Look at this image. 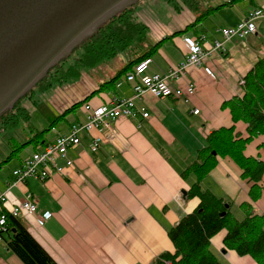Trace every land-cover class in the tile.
Returning a JSON list of instances; mask_svg holds the SVG:
<instances>
[{
	"label": "crops",
	"instance_id": "1",
	"mask_svg": "<svg viewBox=\"0 0 264 264\" xmlns=\"http://www.w3.org/2000/svg\"><path fill=\"white\" fill-rule=\"evenodd\" d=\"M209 2L208 5L217 7L227 0ZM263 7L264 0L226 6L215 12L213 18H208L211 20L194 27L198 33L187 31L166 39L151 56L149 74L167 73L185 62L188 56L185 38L200 39L207 51L215 41L224 44V50L213 52L200 67L190 68L172 83L175 88L195 85L192 99H156L147 95L143 106L150 118L137 114L118 120L112 133L95 130L82 134L81 146L68 153L74 167L63 175H55L48 181L30 178L16 186H13L16 182L13 172L4 178L1 176L0 195L4 201L0 203V216L32 194L39 214L49 213L52 218L43 225L24 214L20 219L57 264H151L164 252H173L169 230L194 212L201 202L197 197H188L196 182L188 169L199 160L213 131L234 125L224 103L243 95L240 83L264 57V19L256 21L257 33L243 40L226 42L221 30L236 27ZM194 21L190 12L178 14L170 29L165 34L156 33L155 38L171 36ZM151 38L150 33L148 39L152 41ZM157 38L150 44L161 40ZM206 70H210L212 76ZM123 77L80 106V111L66 124L54 127L36 146V151L54 142L59 135L68 134L73 125L87 123L85 105L100 107L114 99L131 97L133 86ZM99 88L95 86L93 90ZM195 110L199 113L194 114ZM234 126L242 138L248 137L245 123L238 122ZM99 136L103 143L92 153L91 139ZM263 142L264 136L253 140L246 148V156L264 161V149L260 147ZM22 163L23 160L18 161L14 170ZM59 164L64 165L62 161ZM242 174L232 159L218 158L217 167L201 186L231 202L233 212L240 219L246 216L242 205H249L256 214L264 215V190L253 200L252 183ZM226 234L223 230L211 240L221 262L258 264L250 256H239L227 249ZM0 264H24L8 249L5 240L0 243Z\"/></svg>",
	"mask_w": 264,
	"mask_h": 264
},
{
	"label": "trees",
	"instance_id": "2",
	"mask_svg": "<svg viewBox=\"0 0 264 264\" xmlns=\"http://www.w3.org/2000/svg\"><path fill=\"white\" fill-rule=\"evenodd\" d=\"M165 1L178 12L183 6L188 8L196 16L194 23L184 32L176 33L152 45L147 41L150 32L149 27L136 18L135 6L130 7V10L123 8L122 11H124L121 14L112 15L115 17L106 20L107 23L101 24L96 32L83 42L81 47L83 50L82 58L77 61L83 63L86 69H94L104 59L112 58L120 52H127V54L125 53L127 63L116 73L110 82L113 84L126 76L136 63L153 56L166 39L176 37L187 31H192V34L198 33L194 27L205 22L221 8L253 0H227L226 3L217 7L208 5L206 0ZM191 28L193 29L190 30ZM64 67V64H61L60 70H57L56 73H64ZM70 71L72 68H70L69 73ZM53 77L56 75L53 74ZM42 81L38 82V86ZM244 81L243 95L225 102L224 109H229L234 125L238 122L247 125L248 137L242 138L239 133H236L234 125L230 128L215 130L208 136L206 145L200 152L199 160L188 169V172L193 173L196 179V182L191 186L188 197L199 198L200 205L194 212L183 217L175 227L169 230L174 251L164 252L151 264H224L213 251L211 242L223 230L227 231L224 239V245L227 249L235 251L239 256H250L258 264H264V215L256 214L249 205H242L241 209L246 216L240 219L233 212L231 202L210 190H204L201 186V182L217 167L218 158H230L243 171L242 177L252 183L251 196L253 200H257L264 190V185L261 186L264 176V161L248 157L245 154L247 146L253 140L264 136V57L246 75ZM107 84L109 83L107 82L84 100L66 109L60 116L54 113L56 116H54L53 123L57 119L66 117L76 108L83 106L99 91H102ZM37 103L34 102V104ZM38 107L39 109L43 108V106ZM25 111L28 115L27 110ZM25 111L15 104L9 115L12 116V119L14 117L20 118ZM13 123L15 124L14 121ZM53 129L54 127H51V131ZM44 132L45 130L38 132L29 143L34 141L38 144V138H41ZM44 137H42L41 142ZM260 147L264 149V142ZM1 166L2 164H0V168ZM7 222L9 227L5 238L7 247L24 264H57L32 236L20 218L8 215Z\"/></svg>",
	"mask_w": 264,
	"mask_h": 264
},
{
	"label": "built area",
	"instance_id": "3",
	"mask_svg": "<svg viewBox=\"0 0 264 264\" xmlns=\"http://www.w3.org/2000/svg\"><path fill=\"white\" fill-rule=\"evenodd\" d=\"M260 19H264V7L252 12L236 27L223 28L221 30L222 36L226 42L235 39H246L257 33L256 21ZM185 43L188 48L186 61L173 67L167 73L149 74V68L153 63L151 57L144 58L136 63L125 76V81L133 86L131 97L114 99L108 105L100 107L85 105L84 109L88 114L87 123L73 125L68 134L59 135L54 142L26 157L22 165L13 171V176L16 178L13 186L25 183L30 178L48 181L55 175L65 174L67 169L74 167V161L68 157V153L81 146V136L84 133L91 134L95 130L100 133H112L118 120L133 118L137 114H141L145 119L150 118L147 108L143 106L147 95H151L156 99L191 100L196 93L195 85L190 84L185 88H175L172 83L183 76L190 68L200 67L203 61L213 52L224 50V44L215 41L210 50L207 51L200 39L188 37L185 38ZM206 73L212 76L210 70H206ZM244 84L245 81L243 80L240 85L243 86ZM139 102L142 104L141 106L138 105ZM198 113V110L194 111V114ZM102 143L103 140L100 136L92 137L91 152L96 153ZM59 161H62L64 165H60ZM3 201L4 197L0 195V203ZM23 214L36 218L40 225L52 218L49 213L39 214L37 201L32 194H28L19 205L12 207L8 213H3L0 216V243L5 240L9 231L8 215L19 218Z\"/></svg>",
	"mask_w": 264,
	"mask_h": 264
},
{
	"label": "water",
	"instance_id": "4",
	"mask_svg": "<svg viewBox=\"0 0 264 264\" xmlns=\"http://www.w3.org/2000/svg\"><path fill=\"white\" fill-rule=\"evenodd\" d=\"M133 1L0 0V116L12 110L75 42Z\"/></svg>",
	"mask_w": 264,
	"mask_h": 264
},
{
	"label": "rangeland",
	"instance_id": "5",
	"mask_svg": "<svg viewBox=\"0 0 264 264\" xmlns=\"http://www.w3.org/2000/svg\"><path fill=\"white\" fill-rule=\"evenodd\" d=\"M214 1L216 2L218 0ZM206 3H210L209 0H206ZM132 6H135L136 8V18L149 27L150 32L147 36L149 44L157 37L161 39L159 40L157 38V40H159L158 42L170 37L157 35L155 38V34H165L168 29H170L173 22L178 19V14H182L185 11L193 14L184 6L181 11H176L175 8L165 0H134L117 10L114 14H121V12L126 9L130 10V7ZM123 8L125 9L122 11ZM112 15L106 17L102 22L107 23L108 21L106 20L115 17ZM193 15L196 20L195 14ZM211 18H213V16H211ZM209 20L211 19H208V21ZM190 25L180 32H184ZM95 32L96 28L90 31L91 34L89 33L75 42L59 62L48 71L45 77L42 78L43 81L41 84L39 86L37 84L26 92V94L16 103L20 106L21 110H27L30 118H28L26 111L22 116L25 120L22 117H14L12 119V116L9 115L11 110H7L0 116V164H2L0 170L4 167L0 171V177L2 176V178H4L8 173L12 174L18 161H24L26 157L36 151V146L41 142L42 137L50 134L51 127L59 128L60 125L66 124L74 114L80 111V108H76L68 113L66 117L57 119V121L53 123L54 116L57 114L60 116V114L66 109H69L75 103L83 100L85 95L92 91L94 92L93 88L95 86L101 87L108 82L109 84L105 85L104 89L110 88L112 85L110 82L115 77L116 73L125 66V53L127 54V52H120L112 58L104 59L100 64L95 66L94 69H86L83 63L77 61L82 58L83 50H81V47L83 46V42L90 38ZM180 32H175L173 35ZM150 33L152 41L148 39ZM61 64H64L65 66L63 68L64 73H56L57 70H60ZM70 68H72V71L69 73ZM53 74H55L56 77H53ZM93 92L91 94H93ZM100 92L101 91H99L95 97L100 94ZM34 102L38 103L34 104ZM38 106H43V108L39 109ZM8 115L9 118H7ZM44 130L45 132L42 137L38 138V144L34 141L29 143L38 132Z\"/></svg>",
	"mask_w": 264,
	"mask_h": 264
}]
</instances>
